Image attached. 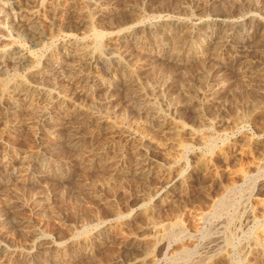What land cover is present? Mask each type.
<instances>
[{
	"label": "rangeland",
	"instance_id": "1",
	"mask_svg": "<svg viewBox=\"0 0 264 264\" xmlns=\"http://www.w3.org/2000/svg\"><path fill=\"white\" fill-rule=\"evenodd\" d=\"M18 1L0 264H264V0Z\"/></svg>",
	"mask_w": 264,
	"mask_h": 264
},
{
	"label": "bare ground",
	"instance_id": "2",
	"mask_svg": "<svg viewBox=\"0 0 264 264\" xmlns=\"http://www.w3.org/2000/svg\"><path fill=\"white\" fill-rule=\"evenodd\" d=\"M40 2H41V0H40ZM13 3L14 4H16V5H21V4H19V1L18 0H13ZM43 3V2H42ZM26 5V4H25ZM61 5V4H60ZM26 10V9H25ZM32 11V10H31ZM30 11V12H31ZM37 14V13H36ZM20 61V60H19ZM20 86V85H19ZM18 87V85L17 86H15V89Z\"/></svg>",
	"mask_w": 264,
	"mask_h": 264
}]
</instances>
